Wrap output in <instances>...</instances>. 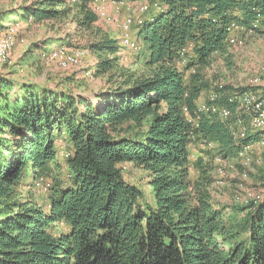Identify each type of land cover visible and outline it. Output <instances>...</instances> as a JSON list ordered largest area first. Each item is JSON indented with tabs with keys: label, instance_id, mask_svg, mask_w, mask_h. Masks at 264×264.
Listing matches in <instances>:
<instances>
[{
	"label": "trees",
	"instance_id": "1",
	"mask_svg": "<svg viewBox=\"0 0 264 264\" xmlns=\"http://www.w3.org/2000/svg\"><path fill=\"white\" fill-rule=\"evenodd\" d=\"M117 1L147 3L134 25L147 46L139 71L119 66L120 43L100 29L95 0H23L0 12V23L20 14L29 25L72 16L91 38L94 73L106 78L88 100L66 87L69 78L18 83L16 93L0 73V264H264V195L228 217L213 175L215 159L236 160L264 130L236 136L234 97L246 90L214 87L202 74L214 58L229 60L228 25L258 21L253 31H264V0ZM42 49L25 56L42 60ZM211 92L227 120L198 110ZM124 165L145 173L151 200L125 180ZM252 165L264 190V150ZM22 186L44 201L21 197Z\"/></svg>",
	"mask_w": 264,
	"mask_h": 264
},
{
	"label": "rangeland",
	"instance_id": "2",
	"mask_svg": "<svg viewBox=\"0 0 264 264\" xmlns=\"http://www.w3.org/2000/svg\"><path fill=\"white\" fill-rule=\"evenodd\" d=\"M22 1L0 0V12L9 10L10 8H18L22 4ZM98 1L101 0H95V2L91 3V9L98 18L100 29L120 43L121 53L119 66L130 71H139L142 62L141 56L144 52L146 53L147 46L137 40L134 25L142 19V14L147 10V3L145 1L124 2L105 0L109 2V4L102 5L108 19L106 20L102 17L100 18L98 13H96V7L99 5L97 3ZM113 3L120 4L121 6ZM117 6H119L118 9H116ZM127 19H130L132 22L130 33L129 30L126 33L123 30V24ZM5 24H8L7 26H10L9 28L12 30L11 33L9 29V34L13 35L16 32V36L13 41V47L9 51V57L4 66L0 68V73L12 80L15 86L14 92H18V88L16 87L18 83L26 82L54 87L68 82L67 78L73 80V83H69L66 87L72 93L75 92V94L88 100H93L95 94L105 89L106 78L97 76L94 73L96 58L86 48L91 38L87 35L83 36L84 34L79 36L78 32H76L74 22H72V16L60 22L29 25L18 14L9 17L6 23H0L1 31L5 29ZM235 24L237 25V23ZM237 26L240 30H236L234 43H230L231 47L228 51L229 60L225 61L224 58L220 57L214 58L202 74L205 75V80H213L214 87L222 88V86H229L233 90L243 88L246 92L252 91L251 93L256 98L264 100V31L255 32L239 24ZM125 35H130L131 39L137 44L139 48L137 51L130 50L122 42V38ZM5 36L6 34L3 31L0 35V42L5 39ZM38 43H41L43 48L41 53L48 52L59 46L79 48V65L62 69L58 67L56 62L51 61L46 63L44 60H38L37 53H35V58L25 56L28 54V49L33 44ZM87 71L91 72L88 76L85 75ZM235 93L236 91H234L232 96L237 95ZM211 94L214 93H209L208 98ZM246 96L248 95H244L241 98H238L239 96L234 97V101L238 103L234 118L235 124L239 128L236 136L239 135L240 138H242L241 134L245 135L248 130L257 131L250 126L241 108V103L245 101ZM205 97V95H201V104H206V101L203 102V98ZM231 115L232 113L230 111ZM238 120L242 121L239 123ZM57 146V161L59 164L57 172L59 175L64 176L66 170L63 159L68 155L69 149L66 141L62 138L57 141ZM203 147L205 146L203 145ZM206 147L211 146L206 144ZM249 147L243 158L237 156L236 160L215 159V173L213 172V175L217 183H214V188L219 189H215V194H218L215 200H219L221 204L228 208L225 211V215L228 217L236 216V214H233V206H237L239 203L244 205L254 204L258 201L260 195H264V190L260 182L256 179V168L252 165V162H255L261 153V149L264 150V145L258 143ZM216 172L219 175L216 176ZM123 176L127 182L134 184L141 190L147 200L152 199L150 187L147 185L148 181L143 171L132 165H124ZM21 188L23 193H19L21 197L26 198L30 196L33 200L35 198V200L44 201V196L40 195L41 192L36 187H34V190L39 193L31 190L28 186H22ZM29 190L34 195H29Z\"/></svg>",
	"mask_w": 264,
	"mask_h": 264
},
{
	"label": "bare ground",
	"instance_id": "3",
	"mask_svg": "<svg viewBox=\"0 0 264 264\" xmlns=\"http://www.w3.org/2000/svg\"><path fill=\"white\" fill-rule=\"evenodd\" d=\"M113 4L116 5L117 3H113ZM117 5H120V4H117ZM96 8H97L96 13H98L100 18L102 17V18L108 20L106 17V13H105L104 9H103V11H102V9H99V5ZM144 8L146 9V7H144ZM138 23H140V21ZM237 25L235 23H231L230 25H228V27L226 29L227 42L229 44L234 43V38H235V34H236V33H234V35H230V26L234 27L237 30V29H239V27ZM258 25H259L258 21H255L252 24V29H250V30L256 29ZM9 27L10 26L5 27L4 33L6 34V36H5V39L0 42V68L2 66H4V64L6 63V60L9 57V51L13 47V43H14L13 41H14L15 36H16V34H15L16 32L13 35L9 34V29H10ZM123 30L126 33V26H123ZM10 32L12 33L11 29H10ZM122 42L125 45H127L129 47V49L132 51H137L139 49L137 44L132 39L127 38V35L123 36ZM78 51H79V48H68V47L65 48L64 46H59V47L52 49L48 52H44L41 55V57H42V60H44V62H46V63L51 62V61L56 62L58 67H60L62 69H67L69 67H73V66L76 67L79 65L78 64V62H79ZM90 74H91V72H89V71L85 72L86 76H88ZM244 95H248V96H246L245 101L243 103H241V108H242V111L244 112V115L247 117L250 126L254 130H257V131L264 130V100L256 98L251 92H246V93L242 94L241 96H239L238 98H241ZM215 99H216V96L214 94H211L209 97L210 104H208V103L201 104L198 107L199 108L198 110L204 111V112L214 113L218 117H220L222 120H226L230 116V111L225 107H221V106L216 105L214 103ZM241 121L242 120H238L239 123ZM243 136H244V134H241V137H243ZM261 145H264V142H261ZM249 148H250L249 146L242 147L241 150L238 152L237 156H239V158L245 157V154ZM65 157H67V155ZM37 187L41 188L40 186H38V184H37Z\"/></svg>",
	"mask_w": 264,
	"mask_h": 264
},
{
	"label": "built area",
	"instance_id": "4",
	"mask_svg": "<svg viewBox=\"0 0 264 264\" xmlns=\"http://www.w3.org/2000/svg\"><path fill=\"white\" fill-rule=\"evenodd\" d=\"M97 3H99V9H102V11H103V7H102V5H103V4H104V5H105V4H109V2H107V1H105V0L98 1ZM119 6H121V5H119ZM119 6H117L116 9H118ZM131 23H132V22H131L130 19L125 20L123 26H126V32H128V30H129V33H130V30H131ZM235 31H236V29H235L234 27L230 26V35H234ZM127 38L131 39L130 35H127ZM63 52H64V51H63ZM41 185H46V184H43L42 182H38V186H41Z\"/></svg>",
	"mask_w": 264,
	"mask_h": 264
},
{
	"label": "crops",
	"instance_id": "5",
	"mask_svg": "<svg viewBox=\"0 0 264 264\" xmlns=\"http://www.w3.org/2000/svg\"><path fill=\"white\" fill-rule=\"evenodd\" d=\"M7 25H8V24H5L4 26H7ZM3 31H4V29H3ZM3 31H1V29H0V35L2 34ZM254 91H255V90H254ZM254 91H253V92H254ZM251 92H252V91H251Z\"/></svg>",
	"mask_w": 264,
	"mask_h": 264
}]
</instances>
